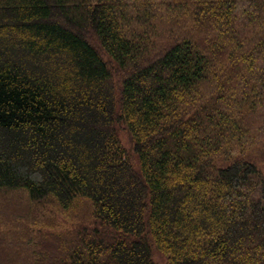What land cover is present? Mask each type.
<instances>
[{
  "label": "trees",
  "instance_id": "16d2710c",
  "mask_svg": "<svg viewBox=\"0 0 264 264\" xmlns=\"http://www.w3.org/2000/svg\"><path fill=\"white\" fill-rule=\"evenodd\" d=\"M7 192L0 264H264V0H0Z\"/></svg>",
  "mask_w": 264,
  "mask_h": 264
},
{
  "label": "rangeland",
  "instance_id": "374dc122",
  "mask_svg": "<svg viewBox=\"0 0 264 264\" xmlns=\"http://www.w3.org/2000/svg\"><path fill=\"white\" fill-rule=\"evenodd\" d=\"M24 196V194L19 192L0 193V203L6 199L7 202L10 200V204L24 205V207L28 209V207H26L27 202ZM47 202L49 201L42 203V205H44V211L46 214L41 216V212H30V218H27V221L21 222L22 229L16 230L15 228V232L22 234L23 229H28V227L34 226L36 215L39 214V220H37V226H35V228L42 229L44 234L54 235L56 233H72L75 230H81V228H83V226L88 223L93 214V209L90 205H88L87 201L80 202L78 204L76 203L77 205L75 204L74 207L68 210H63L52 202ZM25 212L27 211H22V214L24 215ZM0 221L7 229L12 231V226L19 225L17 222L15 223L13 221V217H8L7 215L3 217V213L0 215ZM156 260L159 264L165 263V259L160 254L156 255Z\"/></svg>",
  "mask_w": 264,
  "mask_h": 264
}]
</instances>
